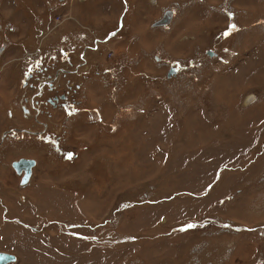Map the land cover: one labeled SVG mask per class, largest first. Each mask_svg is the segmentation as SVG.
<instances>
[{
    "label": "rangeland",
    "instance_id": "1",
    "mask_svg": "<svg viewBox=\"0 0 264 264\" xmlns=\"http://www.w3.org/2000/svg\"><path fill=\"white\" fill-rule=\"evenodd\" d=\"M64 43L78 113L41 117L64 138L6 137L29 61ZM0 46L7 264H264V0H0Z\"/></svg>",
    "mask_w": 264,
    "mask_h": 264
},
{
    "label": "flooded vegetation",
    "instance_id": "2",
    "mask_svg": "<svg viewBox=\"0 0 264 264\" xmlns=\"http://www.w3.org/2000/svg\"><path fill=\"white\" fill-rule=\"evenodd\" d=\"M170 11V10H168ZM172 11V10H171ZM165 14L159 19L161 20ZM173 15V14H172ZM173 17V16H172ZM172 20V18H171ZM170 20V22H171ZM158 21V20H157ZM156 22V21H155ZM154 22V23H155ZM169 22V23H170ZM153 23V24H154ZM169 23L167 25H160V26H154L153 27H168ZM109 40L108 35H106V38H95L93 40V45L90 47V45H86V47H89L91 49H99L101 47L106 48L108 45L100 42H106ZM65 44V43H64ZM70 46L69 49H66L67 46ZM74 46L72 44H61L58 47V52L54 55H52L49 59L43 60L41 58V55L35 56L37 59L33 61V65H31L30 61L29 64L26 66V69L23 71L22 79L20 80L21 85L23 87L22 96H18L17 99L14 97V101L19 104L20 101L21 104L19 106L21 107L24 116L29 120V124H27V127H17L12 126L8 127L7 130L4 131L3 135H6V137L9 138H21L19 136V133L27 134V135H34L36 138L42 139L43 141H52L53 139L58 142V139H62V135L59 133L60 129H54L51 130L48 127V122L41 119L43 117V112L45 111V107L48 106V109L56 110L59 107L63 108L64 111L68 114H73L76 109H79L77 100L75 99V92H74V86L65 85V83L62 85L60 82L57 81V79L53 78L52 73H57V69L59 68V65H63L64 63H71L74 60L75 50L73 48ZM4 46H0L1 52L3 51ZM85 53H80V56L83 59H87L85 56ZM55 67L53 68V66ZM88 66V63L86 64ZM64 67V66H63ZM70 69L66 68V71L69 73ZM107 71V69H106ZM25 72V73H24ZM80 72V70H79ZM67 75V74H66ZM65 85V86H64ZM27 86V89L25 88ZM35 89V94L31 95L30 89ZM12 99V100H13ZM13 111V110H12ZM79 114L76 116H72L77 118ZM54 125H60V123L54 122ZM41 127V128H40ZM40 128V129H39ZM57 130V131H56ZM51 131H53L51 133ZM24 137V136H23ZM24 139V138H23ZM4 140V139H1ZM5 141V140H4ZM52 146V144H50ZM66 156H68L66 154ZM23 175V173H22Z\"/></svg>",
    "mask_w": 264,
    "mask_h": 264
},
{
    "label": "water",
    "instance_id": "3",
    "mask_svg": "<svg viewBox=\"0 0 264 264\" xmlns=\"http://www.w3.org/2000/svg\"><path fill=\"white\" fill-rule=\"evenodd\" d=\"M172 14H173V11L171 10L167 11L166 15L161 20L156 21L153 25L154 26L167 25L173 16ZM208 54L211 56L216 55V53H214L212 50H208ZM173 72L174 70L171 69L169 72V75L173 74ZM35 163L36 161L34 159L25 158V157H22L13 162V167L16 169V171L19 174L24 173L22 184H25L28 182L29 178L32 175V170H33ZM14 259L15 257L13 255L0 252V264H7L8 262L13 261Z\"/></svg>",
    "mask_w": 264,
    "mask_h": 264
},
{
    "label": "snow or ice",
    "instance_id": "4",
    "mask_svg": "<svg viewBox=\"0 0 264 264\" xmlns=\"http://www.w3.org/2000/svg\"><path fill=\"white\" fill-rule=\"evenodd\" d=\"M125 2H127V0H125ZM229 15H231V13H229ZM230 27V30H234L235 28H236V26L235 25H230L229 26ZM116 33H111V35L112 36H114ZM230 34V31H226L225 33H224V35H229ZM69 158H70V155H69ZM187 227H192V225H188Z\"/></svg>",
    "mask_w": 264,
    "mask_h": 264
},
{
    "label": "trees",
    "instance_id": "5",
    "mask_svg": "<svg viewBox=\"0 0 264 264\" xmlns=\"http://www.w3.org/2000/svg\"><path fill=\"white\" fill-rule=\"evenodd\" d=\"M69 47H70V46L68 45V46L66 47V49H69Z\"/></svg>",
    "mask_w": 264,
    "mask_h": 264
}]
</instances>
